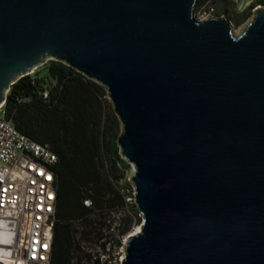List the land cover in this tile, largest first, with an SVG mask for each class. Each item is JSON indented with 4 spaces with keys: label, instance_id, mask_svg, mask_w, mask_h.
Wrapping results in <instances>:
<instances>
[{
    "label": "water",
    "instance_id": "95a60500",
    "mask_svg": "<svg viewBox=\"0 0 264 264\" xmlns=\"http://www.w3.org/2000/svg\"><path fill=\"white\" fill-rule=\"evenodd\" d=\"M0 0V107L49 59L107 88L142 222L122 264H264V8Z\"/></svg>",
    "mask_w": 264,
    "mask_h": 264
},
{
    "label": "trees",
    "instance_id": "16d2710c",
    "mask_svg": "<svg viewBox=\"0 0 264 264\" xmlns=\"http://www.w3.org/2000/svg\"><path fill=\"white\" fill-rule=\"evenodd\" d=\"M204 5L241 25L264 0H252L242 10L232 0H197L195 9ZM107 95L104 85L55 59L18 79L7 93L6 119L58 155L50 264H87L93 258L82 250V241L98 236L108 214L126 204L120 184V169L128 168L118 144L121 121ZM87 198L92 207L84 204Z\"/></svg>",
    "mask_w": 264,
    "mask_h": 264
},
{
    "label": "built area",
    "instance_id": "2783aa9c",
    "mask_svg": "<svg viewBox=\"0 0 264 264\" xmlns=\"http://www.w3.org/2000/svg\"><path fill=\"white\" fill-rule=\"evenodd\" d=\"M202 8L215 14L212 5ZM57 160L49 144L19 131L0 107V264H50ZM84 204L93 205L90 198Z\"/></svg>",
    "mask_w": 264,
    "mask_h": 264
},
{
    "label": "rangeland",
    "instance_id": "374dc122",
    "mask_svg": "<svg viewBox=\"0 0 264 264\" xmlns=\"http://www.w3.org/2000/svg\"><path fill=\"white\" fill-rule=\"evenodd\" d=\"M235 6L242 10L248 6L252 0H232ZM213 6V5H212ZM207 7V6H206ZM258 7H263L264 5H258ZM204 8L200 10L195 9V16L200 19L208 18L207 14L204 12ZM215 14L213 16L226 18L224 14ZM252 14L245 22L241 25H236L234 21H231L236 34H240L248 24L254 19ZM37 69V68H36ZM35 69V71H36ZM109 100V107L113 110V104L109 99V94L107 95ZM122 130V123L120 122V131ZM124 160L128 163V168H121L120 174L124 176L121 179L122 191L126 194V204L124 207H120L116 210L111 211L103 225L102 231L96 237H88L82 241V250L84 252H89L92 254V260L87 261V264H122L123 256L125 255V246L127 243L128 236L134 234L142 222L140 213L138 212L135 200H134V187L132 183V176L134 174V164L128 161L124 156ZM126 228L123 232L122 230Z\"/></svg>",
    "mask_w": 264,
    "mask_h": 264
},
{
    "label": "snow or ice",
    "instance_id": "6c2138e0",
    "mask_svg": "<svg viewBox=\"0 0 264 264\" xmlns=\"http://www.w3.org/2000/svg\"><path fill=\"white\" fill-rule=\"evenodd\" d=\"M43 247H45V248H46V247H47V245H44Z\"/></svg>",
    "mask_w": 264,
    "mask_h": 264
},
{
    "label": "bare ground",
    "instance_id": "6f19581e",
    "mask_svg": "<svg viewBox=\"0 0 264 264\" xmlns=\"http://www.w3.org/2000/svg\"><path fill=\"white\" fill-rule=\"evenodd\" d=\"M138 229H139V227H138ZM138 229H137V230H138ZM123 257H124V256H123Z\"/></svg>",
    "mask_w": 264,
    "mask_h": 264
}]
</instances>
